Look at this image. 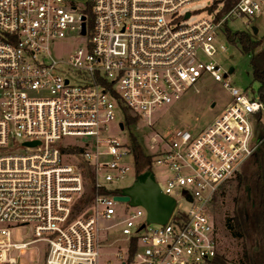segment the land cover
Returning a JSON list of instances; mask_svg holds the SVG:
<instances>
[{"label":"built area","instance_id":"2783aa9c","mask_svg":"<svg viewBox=\"0 0 264 264\" xmlns=\"http://www.w3.org/2000/svg\"><path fill=\"white\" fill-rule=\"evenodd\" d=\"M196 1L0 0V264H19L13 252L38 242L45 264H221L209 208L260 148L264 104L215 57L228 21L249 19L251 30L264 0H233L222 16L219 3L188 23L182 10ZM207 77L231 101L204 130L160 138L149 169L169 173L165 187L154 175L176 205L166 224L148 223L143 207L116 200L139 173L131 142L109 125L119 119L123 132L127 113L151 125ZM25 227L33 239L17 242Z\"/></svg>","mask_w":264,"mask_h":264},{"label":"rangeland","instance_id":"374dc122","mask_svg":"<svg viewBox=\"0 0 264 264\" xmlns=\"http://www.w3.org/2000/svg\"><path fill=\"white\" fill-rule=\"evenodd\" d=\"M217 0H200L193 2L182 10V13L191 11L193 16L188 23H193L206 17L208 11L213 10V5ZM80 8L88 6L89 0H76ZM220 7L219 4L216 8ZM249 19L229 20L227 28L233 32L248 31L246 23ZM252 27L258 29L256 34L258 38L264 35V9L256 17L250 19ZM252 32V29L249 30ZM218 41L225 45L226 52L216 56L215 60L226 70L234 68V72L229 75L230 83L233 87L242 91L257 92L258 83L254 81L250 66V55L244 54L239 47L232 45L228 40L219 37ZM80 40H60L56 43L54 49L58 54L77 49L82 46ZM231 101L229 92L222 83L215 82L211 78L203 79L198 85L191 88L179 101L159 110L152 117V124L149 125L146 120H141L135 124L125 127L124 131L119 129V119L109 125L108 134L117 138L121 143H130L136 139L148 155L160 147V138H164L176 129H187L190 131H202L210 126L216 117L224 110ZM72 141V140H71ZM159 144V145H158ZM248 164V162H247ZM246 164V165H247ZM154 173L161 186L165 187L164 182L169 175L164 169L154 167ZM135 177L131 175L126 181V186L132 185ZM234 185V184H232ZM232 185H227L224 196L220 195L217 203L211 204L209 208L210 215L215 225L219 252L224 255L228 261L234 262L239 253L238 242L233 239L226 231L224 222L228 216L232 215L234 204L232 198L234 193ZM92 188H87L86 202L92 199ZM87 203V204H88ZM179 207H188L183 201H179ZM103 226L108 225L102 223ZM13 238L17 242L31 241L32 232L29 227L17 228L13 231ZM13 257L17 258L19 264H45L46 246L42 242L32 244L23 252H13Z\"/></svg>","mask_w":264,"mask_h":264},{"label":"trees","instance_id":"16d2710c","mask_svg":"<svg viewBox=\"0 0 264 264\" xmlns=\"http://www.w3.org/2000/svg\"><path fill=\"white\" fill-rule=\"evenodd\" d=\"M219 3H224L220 16L233 6V0H217L213 9ZM91 16H87L89 19ZM228 41L250 55L252 76L259 87L257 98L264 104V35L258 38L251 31H236L225 29ZM127 123L138 122L137 117L127 113ZM261 140L260 148L241 168L232 180L221 186L213 199L217 203L219 196L225 195L227 185H232L234 209L232 215L224 222L227 233L238 242L240 248L236 264H264V125L258 126ZM132 148L136 159L137 172L143 173L152 167V156L148 155L136 139L132 140ZM248 162V164H247ZM247 164V165H246ZM221 264L228 260L224 255L219 256Z\"/></svg>","mask_w":264,"mask_h":264},{"label":"water","instance_id":"95a60500","mask_svg":"<svg viewBox=\"0 0 264 264\" xmlns=\"http://www.w3.org/2000/svg\"><path fill=\"white\" fill-rule=\"evenodd\" d=\"M252 32L256 35L258 29L253 27ZM82 34H85V23L82 25ZM233 72L232 67L229 69V74ZM116 200L128 202L131 206L143 207L147 212V222L161 225L167 223L176 205L175 200L162 193L151 169L138 174L132 185L125 188Z\"/></svg>","mask_w":264,"mask_h":264}]
</instances>
